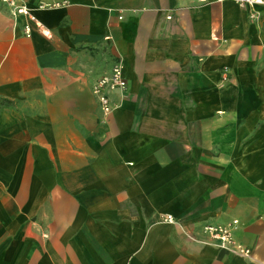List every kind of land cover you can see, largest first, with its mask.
I'll use <instances>...</instances> for the list:
<instances>
[{
    "label": "crops",
    "instance_id": "1",
    "mask_svg": "<svg viewBox=\"0 0 264 264\" xmlns=\"http://www.w3.org/2000/svg\"><path fill=\"white\" fill-rule=\"evenodd\" d=\"M21 1L29 36L0 1V264H264V6ZM232 220L249 256L204 232Z\"/></svg>",
    "mask_w": 264,
    "mask_h": 264
},
{
    "label": "built area",
    "instance_id": "2",
    "mask_svg": "<svg viewBox=\"0 0 264 264\" xmlns=\"http://www.w3.org/2000/svg\"><path fill=\"white\" fill-rule=\"evenodd\" d=\"M2 4L9 8L10 14L13 17H24L27 21L23 25L25 35L29 36L32 31L30 22L36 21L32 9L28 7L21 0H0ZM222 2L226 0H216ZM236 3L241 8H249L251 13L250 17H255L253 9L256 6H264V0H229ZM58 4V3H56ZM126 88V80L122 73V68L119 63L115 64L108 73L98 77L92 87V92L95 95L100 109L103 113L107 114L115 107L110 98L112 92H123ZM171 220V216L166 217ZM237 220H232L226 224H207L204 226V232L207 236L218 244L219 247L234 251L243 256H249L250 250L244 247L241 243L237 242L234 237L233 231Z\"/></svg>",
    "mask_w": 264,
    "mask_h": 264
}]
</instances>
